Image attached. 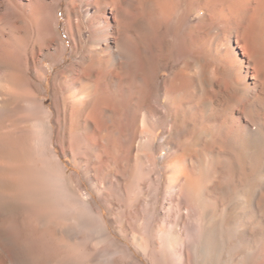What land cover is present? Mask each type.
Returning <instances> with one entry per match:
<instances>
[{
	"label": "bare ground",
	"instance_id": "6f19581e",
	"mask_svg": "<svg viewBox=\"0 0 264 264\" xmlns=\"http://www.w3.org/2000/svg\"><path fill=\"white\" fill-rule=\"evenodd\" d=\"M0 62V124H21L0 150V215L27 211L0 230L15 264H264V0H0ZM160 123L165 181L148 153L129 175Z\"/></svg>",
	"mask_w": 264,
	"mask_h": 264
},
{
	"label": "rangeland",
	"instance_id": "374dc122",
	"mask_svg": "<svg viewBox=\"0 0 264 264\" xmlns=\"http://www.w3.org/2000/svg\"><path fill=\"white\" fill-rule=\"evenodd\" d=\"M64 11H62L60 14L62 15ZM62 18V16H61ZM64 18H62L61 20V33L63 35L64 38H66V36L64 35V29L62 28L63 27V23H64ZM67 47H68V50L67 52L65 53L64 55V58L62 60V62L59 64V65H55L54 68H50L47 66V63L45 62V65L47 66L48 68V74H47V80H46V83L43 84V87L45 88V92H42V97L45 98L46 100V105L52 110V93H53V84H52V79L54 77V75L56 73H58L59 71H61L65 66H67V64L71 63L72 62V58L70 56V43L67 41ZM166 53V51H164V54ZM166 58L164 57L161 64H159L158 66V74H159V77L164 80L165 78H167V76L174 70L176 69V66L173 65V63L169 60H167L166 62ZM6 67L4 64H2L0 62V78L3 77V80L5 79V81H2L0 84V104H2L3 106H9L11 103H12V99L13 97L9 94L11 93V90L8 92L6 89H4L3 85L6 84V81L8 79L7 76H5V70ZM31 77H33L32 75H30ZM34 80H36L35 78H33ZM1 105V106H2ZM13 115V113H12ZM14 117V118H13ZM11 120V121H10ZM19 119L17 118V116H11L10 118H7V120L5 122H2V125L0 124V142H4V146L2 143H0V150L1 149H6L5 151H8V148H9V139L7 138V133L8 135L11 134V136H8L9 138H12L13 136V130H16V128H20L21 124H20V120L18 121ZM16 122V123H15ZM1 123V122H0ZM5 123V124H4ZM156 124V125H152V127L150 126V129H149V132L152 134H141L140 132V129L137 130L139 132H136V135H135V143L133 144V147L131 149V153H130V171H129V175H132V173L136 170V169H140V170H148V167L147 165H149V163H147V158H146V154L148 153L151 157L154 158V160L156 161V169L158 170V172H161V165H163V163L159 162V158L160 157H164V155H168L170 153V151L172 150V147H173V143L171 140H170V133L167 132V129H166V125L165 124ZM161 125V126H160ZM164 125V126H163ZM16 128H15V127ZM9 127V128H8ZM155 129H154V128ZM161 127V128H160ZM10 133H9V131ZM12 130V131H11ZM162 132V133H161ZM4 135V136H3ZM145 135H146V139L145 138ZM151 135V136H150ZM162 137H161V136ZM3 136V137H2ZM169 136V137H168ZM190 136V135H189ZM137 137V138H136ZM141 137V139H140ZM151 140H150V139ZM161 138V139H160ZM5 139V141L7 140L8 142V145H6L7 143H5V141L3 140ZM160 139V140H159ZM157 141V142H155ZM54 148H55V153L57 154V156L59 157L60 161L62 162V164L67 167V172L68 173H72V172H75L77 173L80 177H81V173L80 171L75 168L72 163L70 162V157L69 156H66V157H62L61 153L63 151H67V145L66 144H62L60 140H58V142L56 143V140L54 139ZM142 142V143H141ZM149 143V144H148ZM159 143H162V144H159ZM143 144V145H142ZM142 145V146H141ZM3 146V147H1ZM8 146V147H6ZM141 146V147H140ZM6 147V148H5ZM143 148V149H142ZM154 148V149H153ZM139 149L141 152H139ZM2 151V150H1ZM147 151V152H146ZM146 152V153H145ZM169 152V153H168ZM168 153V154H167ZM158 156V157H157ZM147 164H146V163ZM11 163L7 160V161H2L0 162V170L2 169V172L3 174L0 173V178L1 180H3L4 182L6 181H10L8 178L9 177V173L8 171L10 172L11 170ZM160 166V167H159ZM10 169V170H9ZM160 170V171H159ZM87 175H88V179L90 181V183H93V185L96 187V189L98 191H101V186L100 184H98V182L96 181V179L93 177L92 173L90 172H87ZM165 177L161 176V180L162 182L165 181L164 179ZM82 179V178H81ZM83 183V184H82ZM81 185L83 188H85L86 190H89V186L87 184L86 181H84L83 179L81 180ZM100 186V188H99ZM164 196V193L163 191H161V193L159 194V199L161 200ZM160 208V204L158 206V209ZM23 209H20L18 210V212L16 214H11V215H6V216H3V215H0L2 217H0V230L1 229H4V227L6 225H8L9 223H14L16 224L18 227L20 228H26V223H27V211H22ZM103 210V214H104V217L105 219H108V215H107V212ZM22 211V212H21ZM20 212V213H19ZM4 221V222H2ZM108 221V220H107ZM19 222V223H18ZM3 223V224H1ZM108 224V222H107ZM3 225V226H1ZM109 225V224H108ZM109 229L111 230L112 228L110 226H108ZM3 231V230H2ZM1 231V232H2ZM112 231V230H111ZM113 234V233H112ZM119 241H121L123 244H127V245H130L128 242L122 240V238H120L119 236L117 235H114ZM133 250V249H132ZM135 256L137 257V259L139 260V262H143L145 263V261L143 260V258L138 255L136 252H134ZM13 256H12V252L10 251L9 248L5 247L1 241H0V264H15L13 262ZM6 260V261H5ZM146 264V263H145Z\"/></svg>",
	"mask_w": 264,
	"mask_h": 264
}]
</instances>
